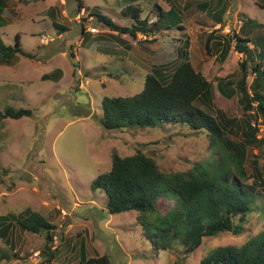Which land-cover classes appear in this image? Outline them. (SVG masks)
Returning a JSON list of instances; mask_svg holds the SVG:
<instances>
[{"label": "rangeland", "instance_id": "rangeland-1", "mask_svg": "<svg viewBox=\"0 0 264 264\" xmlns=\"http://www.w3.org/2000/svg\"><path fill=\"white\" fill-rule=\"evenodd\" d=\"M63 1L8 0L6 12H0L6 20L0 21L4 42L14 44L19 34L23 49L34 55L17 53L11 63L0 62V111L9 105L32 110V115L18 119L0 117V165L7 169L6 174L0 170V216H20L31 208L58 227L56 257L46 263L44 236L12 222L7 235L0 233V254L9 255L2 257L0 264H77L82 256L104 254L110 255L114 264H172L177 259H183V264H199L217 246L242 245L261 231L264 185L260 179L257 205L244 231L206 237L187 256L180 241L171 250L157 248L136 225L134 210L109 213L106 192L93 190L91 185L98 174L111 168L114 148L122 155L142 149L165 171L187 170L211 158L207 134L181 123L107 129L101 122L103 98L141 92L154 67L171 73L181 61L178 49L184 42L179 39L189 38L192 62L213 83L215 113L221 109L229 117L247 118L240 94L230 98L217 87L220 77L238 72L245 56L232 49L224 62L219 60L217 41L226 35L232 38L248 18L254 22L247 27V34L254 42L264 40V0H225L228 9L222 23L214 17V10L196 6L208 0H172L184 11L183 15L176 10L166 16L173 26L156 34L138 32L119 38L110 34L103 22L95 23L98 18L89 14L90 10L81 20L74 19L79 0ZM83 1L93 14L103 13L121 26L135 22L121 12L128 4L138 5L137 0ZM155 1H139L143 19L149 16L150 21H156ZM167 1L158 3L167 10ZM187 4H192L189 9L184 8ZM250 47L255 53L253 60L249 59L253 66L260 60L261 47L252 43ZM261 49L264 53V47ZM71 51H76V59L70 57ZM47 73L57 76L45 80L42 76ZM253 77L251 73L249 83ZM233 136L243 138L240 131ZM246 168L249 182L259 174L264 180V145L249 147ZM159 207L166 212L171 204L161 198Z\"/></svg>", "mask_w": 264, "mask_h": 264}, {"label": "trees", "instance_id": "trees-1", "mask_svg": "<svg viewBox=\"0 0 264 264\" xmlns=\"http://www.w3.org/2000/svg\"><path fill=\"white\" fill-rule=\"evenodd\" d=\"M7 1L0 0V12H6ZM137 1L139 3L142 0ZM169 3L171 7L166 10L158 0L155 1L158 9L156 21H150L149 16L142 18L143 8L140 3L128 4L121 13L134 19L131 26H121L101 13L92 15L110 30L117 32L118 38L123 34L136 36L138 32L156 34L173 26L166 18L167 15L177 11L181 15L184 13L177 3ZM191 5L187 4L184 8L189 9ZM196 6L205 11L214 10V17L219 23H222L228 9L225 0L201 1ZM83 8L84 1L79 0L78 10ZM0 21H6L1 14ZM253 22L248 18L239 32L232 34V38L226 35L223 40L217 41V45L221 47L219 60L224 62L232 49L245 56L239 62L238 72L220 77L217 87L223 95L230 98L240 94L239 102L248 115L247 118L242 120L229 117L221 109L215 113L213 83L192 62L189 38L179 39L184 42L178 49L181 61L171 73L155 67L153 72L146 75L141 92L131 96L114 95L103 98L101 122L107 129L155 128L165 123H181L191 130L205 132L208 136L211 158L196 162L190 169L165 171L153 156L142 149L132 155H122L114 148L111 168L98 174L92 182L93 190L102 189L106 192L109 213L119 214L130 210L136 212V225L142 227L143 234L157 248L171 250L174 243L180 241L187 256L199 248L206 237L218 236L223 232L241 234L257 205L258 179L263 185L264 180L259 174L249 182L251 175L248 174L246 161L251 145H264V135H261L264 131V53L261 49L264 47V40L259 38L254 42L247 34V27L253 25ZM55 24L62 30L68 29ZM15 38L14 44H7L0 32V62L11 63L17 53L34 56L23 49L19 34ZM250 43L261 47L260 60L253 66L249 64V59L253 60L255 54ZM70 57L76 59V53L71 51ZM77 71L75 68L74 74ZM251 73L254 77L249 83ZM56 76L57 73H51L42 78L48 80L55 79ZM30 115L31 109H16L10 105L0 111L1 118L18 119ZM239 131L243 138H234V133ZM0 170L7 173V169L1 165ZM161 198H166L171 204L166 212L159 207ZM12 222L44 236L46 263L56 257L58 247H54V243L58 227L46 216L31 208L20 216L2 215L0 233L3 236L8 234ZM60 238L64 240L62 234ZM7 256L9 255L1 253L0 259ZM77 264L114 262L110 255L104 254L89 258L82 256ZM172 264H183V259H177ZM199 264H264V228L242 245L217 246Z\"/></svg>", "mask_w": 264, "mask_h": 264}, {"label": "crops", "instance_id": "crops-1", "mask_svg": "<svg viewBox=\"0 0 264 264\" xmlns=\"http://www.w3.org/2000/svg\"><path fill=\"white\" fill-rule=\"evenodd\" d=\"M27 1H30V0H27ZM170 1H172V0H168L167 2L169 3ZM62 2H64V1L61 0V4H63ZM139 3H140V2H139ZM139 3H138V4H139ZM84 4H85V3H84ZM159 4H160V3H159ZM141 5H142V4H141ZM169 5H170V3H169ZM162 7H163V6H162ZM170 7H171V5H170ZM163 8H164V7H163ZM164 9H165V8H164ZM169 9H170V8H169ZM89 10H90V13H89V14L92 15L93 12L91 11V7H89V6L87 7L86 4H85V8H83V10H81V11L78 10V12H77L76 16L74 17V19H80V20H81V18H82L81 15H82V14H85V12H86V11L88 12ZM167 10H168V9H167ZM49 12H52V13H53V12H54V9L51 8V9L49 10ZM101 14H103V13H101ZM104 15H105V14H104ZM92 16H93V15H92ZM94 16H95V15H94ZM218 23H219V22H218ZM117 24H118V23H117ZM130 26H131V25H130ZM84 32H85V31L83 30V33H84ZM110 32H111L110 34H117L115 31H112V30H111ZM113 36H115V35H113ZM83 37L85 38V36H83ZM100 37H101V36H100ZM101 38H102V37H101ZM83 42H85V39H84ZM75 53H76V51H75ZM76 57H77V54H76ZM154 68H155V67H154ZM154 68H153V69H154ZM47 74H48V73H47ZM44 75H45V74H44ZM42 77H43V76H42ZM59 206H60V205H58L57 207H59Z\"/></svg>", "mask_w": 264, "mask_h": 264}, {"label": "water", "instance_id": "water-1", "mask_svg": "<svg viewBox=\"0 0 264 264\" xmlns=\"http://www.w3.org/2000/svg\"><path fill=\"white\" fill-rule=\"evenodd\" d=\"M95 23H99V22H101V20L100 19H98L97 21H94Z\"/></svg>", "mask_w": 264, "mask_h": 264}]
</instances>
